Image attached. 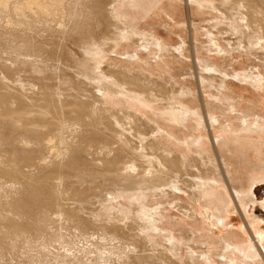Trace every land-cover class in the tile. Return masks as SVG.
<instances>
[{"label":"bare ground","instance_id":"obj_1","mask_svg":"<svg viewBox=\"0 0 264 264\" xmlns=\"http://www.w3.org/2000/svg\"><path fill=\"white\" fill-rule=\"evenodd\" d=\"M161 1L163 0H0V25H2L0 30L3 31V27L7 26L15 27V30L17 27L26 29L24 35H21L22 32L19 31L13 32L12 38L14 43L19 45L18 50L28 52L29 47V51L34 47H40L41 51L47 52L51 57L62 56L65 53L70 57L67 62L78 65L88 72L77 70L75 71L77 74L94 79V74L104 73L101 65L108 64L106 61L124 41L139 43L143 47V37L136 34L134 27L133 29L127 26H130L128 24L134 25L140 10L146 13L152 12L156 10ZM212 1L187 0V4H195L200 9L215 6V10L224 16V19L218 20L224 23V26H219L217 33L230 35L236 32V34L243 35L241 39V43L244 44L243 48H257L258 46L264 48V0H220V2L216 0L217 3ZM128 7L134 11H130ZM141 13L144 12L141 11ZM24 14L37 19V23L27 21ZM78 18L82 21L79 22ZM197 21L200 20L197 19ZM190 22L194 28V21L190 20ZM28 27L35 28L34 33L38 32L37 34L41 36L46 34V37L40 38L35 34L36 37L33 32L28 34ZM98 29H106L108 34L99 37ZM4 30L5 34L8 33L5 28ZM217 33H210L211 40L218 35ZM38 38L42 40V44L45 41L44 46L38 42ZM38 43L40 45H37ZM166 44L165 40H159V38L153 43L162 56L164 52H167ZM69 45L78 48L87 47L90 54L86 55L85 59L78 58L70 53L67 47ZM186 45L187 43L184 42L179 50L180 53ZM26 54L29 55L30 52ZM138 55L137 51L127 58L130 61L140 60ZM42 60V65H45L48 70L40 71V67H32L34 71L31 74L32 80L29 79L30 82L27 83H22L20 79H17L16 74L19 67L16 69L15 62H11L14 68H11L9 64L0 66V264H134L136 261L138 264H144L148 259L147 253H149L148 248L151 244V242L148 243L151 238L148 233L151 231L153 235L161 231L158 229L161 222L158 220L161 216L159 212L156 211L147 218L140 216L138 212L145 203L146 196L149 193L152 195L153 193L170 194L173 191L185 190L197 201L204 192H207L205 190L209 176L217 172L214 159L216 156H212L210 149L202 154L193 152L194 155L190 159L195 157L197 161H187L188 155L170 147V145L174 147L175 143H181L179 138L172 136L159 121L162 118L165 120L168 116L171 121L184 127L191 117H196L197 113L184 104H178L174 106L175 109L165 111L162 114L165 117L158 116L156 121H152L146 113L137 109L138 107L119 110L117 106L123 103L120 96L129 106L130 103L149 106L143 101L145 95L149 96L150 104L160 102L157 97H162L161 101H167L169 97L174 96L173 88L172 92L167 88H162L155 93L153 89H147L139 76L147 72L143 69L137 70L133 61V63L129 62L127 67L116 66L119 64L113 61L110 63L117 67L114 72L119 74V77L121 75L129 81V85L133 88L130 92L137 99L124 93L125 97L119 95L123 91L120 92V88L114 84V81L103 83L100 79L101 83H97L98 87L96 88L95 85L92 90L94 91V98L91 95L93 100L88 99L89 95L79 94H75L72 100H67L62 93V88L56 84L57 79L53 77V74H61L58 69L63 64L54 60L46 61V59L44 60L46 63H43ZM25 61L28 62V59ZM25 61H22L24 65ZM35 62L37 61L33 63ZM212 67L213 65L211 69ZM111 76L117 84L120 82L115 74ZM234 76L240 81L256 83L260 89L264 88L263 78L259 75L236 73ZM46 80L51 82L45 83ZM152 82L150 79L148 84ZM62 85L64 89L70 90L72 86V89L77 90L76 93L80 91L74 83H65V85L62 83ZM30 90L34 92L28 93ZM82 91L86 94L88 89ZM182 93H185L187 97L192 92L190 89H185ZM114 94L117 96L115 97ZM95 97H99L100 100H94ZM233 101L236 100L233 98ZM168 107L170 108V105ZM245 116L241 120L242 123L244 122L243 131L250 133L264 127V120L259 118L260 116L257 118ZM141 120L152 128L153 139L146 141L147 143L144 141L145 133L138 125ZM216 122L221 121L217 119ZM132 133L138 135V139L142 138L140 146L134 145L133 141L129 140L131 136L129 134ZM162 137H167V141L173 144L162 140ZM185 143L187 145L191 143L199 148L204 146L203 138L192 137L190 142ZM214 143L216 146L219 143L220 146L216 138ZM208 146L207 148H210ZM229 154L232 155L231 151ZM88 156L100 165L93 164ZM196 162L201 165L199 173L196 172L198 168L195 170ZM191 165L194 166L195 173L191 170ZM74 171L80 173L75 174ZM215 193L214 191V195ZM128 198L131 199V203L135 202L138 205L136 207L141 208L134 209L131 216V213H127V208H122L121 213L118 211L119 214L127 217L122 225H114L107 221L105 219L107 210L112 209L114 203L118 204L121 199ZM219 201L223 202L221 198ZM97 202L102 203V207H106L102 213L104 216L97 217L91 212L96 207L93 204ZM179 206L187 210L190 215L195 211L190 204L180 202ZM218 209L215 210H221ZM116 210L118 208L114 211ZM211 212V214L208 212L211 215L208 218L212 224L217 225L218 222H222L218 220L219 217L213 213V210ZM97 232L100 233L99 237L96 236ZM131 232L142 235L146 232L147 235H144V241L141 243V240L135 237L129 238ZM184 237L186 241L190 238L186 234ZM101 238L105 241H101ZM94 239H97V245H94ZM174 240V236L168 238V243L171 244L173 250L175 249ZM116 244L121 246L118 247ZM227 246L228 248L234 247L238 252H246L245 249L240 246L235 247L230 242ZM172 249L163 252L168 259L170 257L172 259L169 255ZM253 254L258 259V256ZM129 256H131L129 260L125 258ZM150 258L153 257L150 256ZM188 262V264L194 263L192 253L188 256Z\"/></svg>","mask_w":264,"mask_h":264},{"label":"rangeland","instance_id":"obj_2","mask_svg":"<svg viewBox=\"0 0 264 264\" xmlns=\"http://www.w3.org/2000/svg\"><path fill=\"white\" fill-rule=\"evenodd\" d=\"M217 1L220 2V0ZM217 1L214 0L216 3ZM128 9H130V11H134L129 7ZM141 11L144 13H141ZM26 14H24V17L27 21L34 24L37 23V19L34 18V20ZM202 17L205 18L202 19ZM220 18L222 20L224 19V16L215 10V6H206L205 9H200L195 4L188 5L187 0H163L157 6L156 10L152 12L146 13L144 10H140L139 16L134 25L131 26L132 24H128L130 26L127 27H134L135 29H133L136 31V34L143 37V47H141L139 43H134L129 40L124 41L119 48L114 50L115 52L112 53L110 59L106 61L108 64L105 63L104 65H101L104 73H98L99 76L98 74L93 75L96 82L91 77L77 74L75 71L85 70L78 65L67 62L70 57L65 53H63L64 56L63 54L62 56L58 54V57H51L47 52L41 51L40 47H34L36 50L38 49L39 52H36L34 48L29 51V47V55L26 54L28 53L27 51L20 49L19 51L17 49L19 45L14 43L12 35L15 31L22 32L20 34L24 35V30L26 29L17 27V30H15V27L7 26L3 27V31L0 30V66L9 64L11 68H14V65H11V62H15V66L17 65L16 69L19 67L16 76L22 83L30 82L29 79L32 80L31 74L34 72L32 67H40V71L48 70L45 68V65H42V59L43 63L54 60L55 62L63 64L61 66L59 65L60 68L58 65H55L59 68L58 71H60L61 74H53V77L57 79L56 84L62 88V93L66 96L65 99L67 100H72V97L75 94L84 96L89 95L88 99L93 100L94 91L92 90H94L95 85L97 83H101V81L103 83H106V81H114V84L120 88V92L123 91L119 95H132L134 99H137L135 98L136 96L130 92L133 88L129 85V81H126L121 75L119 77V74L114 72L115 68H117L116 66L127 67L129 66V62H134L137 70L143 69L147 72L142 73V71H139L142 73L139 74L143 81L142 83L147 86V89H153L155 93L159 89L167 88V90L171 92L172 90L174 91V93H172L174 96H172L173 99L172 97H169L170 99L167 101H161L162 97H157L160 102L150 104L149 96L145 95L143 97V101H145L146 105L149 106L139 104L134 105L132 103H130L131 105L129 106L127 103H124L125 101L123 100V97L120 96L123 103L121 102V105L117 106L119 110L121 109V111H123L124 109L138 107L137 109L146 113L152 121H156L158 116L165 117L162 114L165 111H171L174 106H177L178 104H184V106L197 113L196 117H191V119H189L191 122L188 120L190 123L187 122L184 127L182 125H178V123L174 121H171L168 116H166L165 120L164 118H162L163 120H158L164 129H167L172 136L179 138L181 143H175V145L167 141V137H162V140L174 145V147L171 145L170 147L176 148L188 155L189 159L187 161H197L195 157L190 159V157L194 155L193 152L202 154V152L209 149V152L211 154L213 153L212 156H216L214 159L216 161L215 166L217 168V172L212 176H209V181L207 180L206 183L208 187L206 186L205 191L209 194L204 192V194H202L203 197L201 196L202 198L200 197L199 200L195 201L185 190L173 191L170 194L153 193L152 195V193H149L146 196L147 198H145V203L141 206L142 208L140 206L136 207L138 205L135 202L131 203V199L129 200V198L121 199L118 204L114 203L112 205L115 209L118 208V210L114 211L115 209L112 207V209L107 210V213L105 214L107 215V218L105 219H107L110 223L114 225H122L125 222L124 219L127 218L122 214H119L121 213L120 210L122 208H127V213H131L130 216L132 215L134 209L137 210L141 208V210L144 211L141 212L140 210L138 212H140V216H146L145 218L150 217L156 211L160 213L161 216L159 219L157 218L161 221L158 225V229L161 230L160 233H154L153 235L151 234V231L148 233L150 235L148 236L151 237L148 243L151 242V244L150 248H148L149 253H147L148 259H146V264H161V262L162 264H188V256L190 253L194 256V263L192 264H264V127H262L261 130H254L249 133L242 130L244 122L242 123L241 121L246 114L248 115L245 117L257 118L260 116L259 118L264 120V88L260 89L256 83L252 84L240 81L234 76L236 73H253L254 75L256 74V76L259 75L263 78L262 82L264 86V48L260 46L257 48H243L244 44L241 43L243 35L236 34L235 31H233L235 32L234 34L230 35H227L226 33H217V28L222 25L224 26V23L219 22ZM197 19L200 21L198 22ZM190 20L194 21V28L190 24ZM78 21L80 22L82 19L78 18ZM5 23L7 24L8 22L6 21ZM4 28L8 33L5 34ZM11 28L14 30L12 31ZM28 28V34H32V32L34 33L35 28ZM0 29H2V25H0ZM213 32L218 35L211 40L209 35ZM37 33L38 32H35L33 35L36 34L40 38L46 37V34L41 36ZM103 34H108V31L106 29H100L98 31L99 37H102ZM40 38L37 40H39L38 42L42 44V40ZM158 38L159 40H165L167 43V52H164L163 56L159 54L158 48L153 45ZM138 40L140 41L141 39ZM44 42L42 46H44ZM184 42L187 43L186 48L180 53L179 50ZM39 43L37 45H40ZM67 47H69L70 53L75 54L78 58L85 59V56L90 54L88 53L89 50L87 47L78 48L74 45H69ZM1 48H3V50ZM137 51L139 52L138 57L140 56V60L135 59L132 60L133 62L130 61L127 56L130 57L129 55H134ZM82 52H87L88 54H84ZM39 53L40 55L42 53L44 54L40 56ZM19 55L21 56V59ZM31 55L33 57H31ZM164 55L166 57H164ZM161 58L163 59L161 60ZM11 59L13 60L11 61ZM27 59L28 62L25 61ZM45 59L46 61H44ZM196 59L199 62H197ZM35 60L37 62L33 63ZM39 60L41 65L38 63ZM22 61H25V65ZM30 61H32V63ZM111 61L119 65H111ZM200 62H203L204 64H201ZM210 64L211 66L213 65L212 69L211 66H208ZM207 66L209 68H207ZM60 69H64L63 72ZM111 72L113 74H111ZM114 74L120 82L122 81L121 83L118 82L117 84L115 79L111 76H114ZM77 75L79 76L77 77ZM63 76L66 78L64 77L63 79ZM152 77L154 80H157L154 81ZM149 78L151 79V82L153 81L152 84L150 83L151 86L148 84V81L150 80ZM160 78H162V81L158 80ZM100 79L101 81H99ZM69 80L70 82H68ZM9 81L11 83L13 82L11 80ZM200 81L202 82L201 84ZM48 82L51 81H45V83ZM61 82L64 85L65 83H74V86L78 87L80 91L76 93L77 90L72 89V86L70 87V90L67 88L64 89L65 87H63ZM97 87L98 86L96 85V88ZM83 89H88L86 94L85 91H82ZM185 89H190L192 92L187 97L185 93H182ZM31 92L33 93L34 91L30 90L28 93ZM91 95H93V98ZM114 95L115 97L117 96L116 94ZM233 98L236 101H233ZM94 100L99 101L100 99L99 97H95ZM171 104L173 106H171ZM168 105H170V108ZM235 109L238 110L236 111ZM251 113L254 114V116ZM217 119H220L221 122H216ZM251 122L253 121L251 120ZM138 125L145 133V143L149 142L150 139H153L151 134L152 128H150L142 120ZM198 125H200V128H198ZM8 134H10V132H8ZM133 134L134 133L129 134L131 135L129 136V140L131 142L133 141L132 143L134 145L140 146V139L142 138L138 139V135ZM192 137L195 139L203 138L204 146L199 148L193 146L191 143L187 145L185 142H190ZM215 138L220 142V146L219 143L218 146L215 145ZM208 144L210 146H208ZM207 146L210 148H207ZM229 151H231L232 155L229 154ZM88 158L93 164H99L91 156H88ZM223 159L225 161H223ZM223 163L228 167L226 168V165L224 167ZM193 165H191V170L195 173L193 169L196 168L195 170H197L198 168L196 172L199 173L201 169L199 167H201V165L197 164L195 168ZM74 173L79 174L80 172L74 171ZM87 180L89 181L90 179ZM216 180H218V182ZM76 186L74 185L73 187L75 188ZM208 188L212 191L209 192L210 190ZM214 191L216 192V195H214ZM219 198H221L223 202L219 201ZM211 201H213V203ZM180 202L193 206L195 211L191 214L192 216L187 210H183L179 206ZM101 204L102 203L97 202L96 204H93L96 206L93 208L94 211L91 209V212L97 217L104 216L102 213H104L103 211L106 207H102ZM132 206L135 208H131ZM214 208H219L218 210L221 209L220 211L223 212L216 211ZM95 209H97V211ZM212 210L219 218L222 214L221 218H218V220H221L222 222H218L217 225L212 224L208 218L211 217L210 214L212 213ZM208 212L210 214H208ZM218 212L220 213L218 214ZM132 217L138 218L136 216ZM160 218H162V220ZM97 233L98 234L96 236L99 237L100 233ZM133 233H130L131 237L129 238L133 239L135 237L136 239L141 240V243L144 241V235H147L146 232L143 233L144 235ZM184 234L190 236V238H188L189 241H186ZM169 236L175 237V240L173 241L174 250L171 248V244L168 243V238H170ZM96 240L97 239H94V245H97ZM101 241L105 240L101 238ZM228 242L234 244L235 247L240 246L245 249L246 252H238L234 247L228 248ZM116 245L118 247L121 246L120 244ZM166 247L169 250L172 249L171 252L173 254L169 253V255L172 256V259L171 257L168 259L166 255H164L163 252L169 251ZM253 253L258 256V259H256V256H254ZM150 256L153 258H150ZM130 257L131 256L125 258L129 260ZM134 264H138L137 261Z\"/></svg>","mask_w":264,"mask_h":264}]
</instances>
